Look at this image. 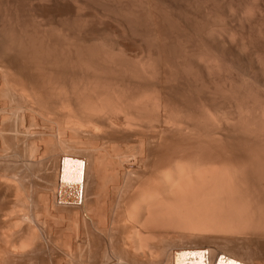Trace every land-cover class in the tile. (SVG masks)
<instances>
[{"label":"bare ground","instance_id":"bare-ground-1","mask_svg":"<svg viewBox=\"0 0 264 264\" xmlns=\"http://www.w3.org/2000/svg\"><path fill=\"white\" fill-rule=\"evenodd\" d=\"M51 1L0 0V264H264V0Z\"/></svg>","mask_w":264,"mask_h":264},{"label":"rangeland","instance_id":"rangeland-1","mask_svg":"<svg viewBox=\"0 0 264 264\" xmlns=\"http://www.w3.org/2000/svg\"><path fill=\"white\" fill-rule=\"evenodd\" d=\"M61 1H62V0H60V1L58 0V2L51 1V2H49L48 4L43 3L44 5L40 3V6H39V3H38V4L35 3V4H37V5L39 6V7H38V6L36 5V7H34L36 10H38V11L40 10V12H45V13L48 15V16H44V17H43L42 15H40V16L36 17V19H37L36 21L39 20L38 22H40L41 20H43V21H41V22H42V24H44V25L46 26V28H49V27H50V29H53L54 27L52 28L51 26H53V24H55L54 26H55L56 30H58L59 27H60L61 29H63V28H64L63 26H58V25H60V23L62 24V23L64 22L65 24H64V23H63V24H64V26H66V24H68V23L71 24V23H73V21L75 22V20H76L75 16H76V13H77L76 11H78V13H82V11H81L80 9H83V12H84L83 15H84V16L87 15L86 18H87L88 22H91V24L93 23V24H97V25H103V23H104V24H105V23H106V24L109 23L108 25H111V22H112V25H111V26H112L113 28H116V27L121 26L120 23H119V25H116V24H118V22L120 21V20H118V19H119L118 17H115V19H114V17H111V16H110V19H107L106 16H103V17H101V18H102V23H101V18L99 19L98 17H96V13H95V14L92 13L93 11L96 12V10L98 9V8H96V5H97V7H100V8H101V5H100V4H97V3L94 4L95 2H94V3H93V2H88V4H87V2H86V3H81L82 5L85 4L89 10H87L86 8H80V7H84V6H81V5L79 4V5H78V6H79V10H80V11H79V10L76 9L78 6L75 5L74 3H72V1H71V3H70V1L67 0V1L69 2V4H68L67 1H65V0H63L64 4H62ZM156 1L161 2V3L158 2L159 4L156 3V4L158 5V6H157L158 9H159V7H160V4H162V5H164V6H165V5L167 6V4H165V2H164L163 0H162V1H161V0H156ZM179 1H180V0H176V3H179V4H180L181 2H179ZM183 1H184V0H183ZM212 1H213V0H212ZM212 1L210 0V2H212ZM219 1H221V0H219ZM237 1H238V0H237ZM239 1H242V0H239ZM243 1H245V0H243ZM154 2H155V1H154ZM163 2H164V3H163ZM216 2H218V1H216ZM216 2H215V0L213 1V3H216ZM66 3H67V4H66ZM89 3H90V4H89ZM91 3H93V4H91ZM218 3L220 4V2H218ZM218 3H217V5H216V4H214V5L217 6L218 9L216 8V11H217L218 13L216 12V14L219 15V12H220L222 9H221V8L219 9V7H218L219 4H218ZM35 4H34L33 6H35ZM21 5H22V6H21ZM61 5H62V6H61ZM73 5L76 6V7H74ZM90 5H92V6H90ZM93 5H94V6H93ZM99 5H100V6H99ZM26 6L29 7V8H27V10H30V6H29V5H26ZM58 6H59V7H58ZM68 6H72V7L75 8V9L73 8L74 11H72L71 14H70V13H69V14H64V13L61 12L60 9H59V8H66V7H68ZM86 6H85V7H86ZM103 6H104V5H103ZM164 6H161V7H164ZM166 6H165L164 8H167L166 11L168 10V11H167V12H168V15H169L170 12L173 13V14H170V15H172V16H170V17H169L168 15H166V17L168 16L167 18L169 19V21L171 20L170 22H172V18H171V17H173L174 19L177 17V18L180 20V15H181V14L179 15V17L176 16V14L179 13V12L177 11L178 9H175L174 6H170V7H171V9H170L171 11H170V10L168 9L169 6H167V7H166ZM216 6H215V7H216ZM219 6L221 7V4H220ZM93 7H94V8H93ZM161 7H160V8H161ZM22 8H25V7H24V5L21 3L20 5H18V10H19V12H20V10H21ZM37 8H38V9H37ZM90 8H92V9H90ZM103 8H105V7H102L101 9L103 10ZM106 8H107V7H106ZM106 8L104 9V11L106 10ZM25 9H26V8H25ZM93 9H94V10H93ZM95 9H96V10H95ZM101 9H100V10H101ZM107 9L111 12V10H110L109 8H107ZM162 9H163V8H162ZM174 9H175V10H174ZM27 10H26V12H27ZM91 10H92V12H91ZM159 10H161V9H159ZM21 11H22V10H21ZM23 11H24V10H23ZM23 11H22V12H23ZM172 11H173V12H172ZM174 11H177V13H175ZM19 12H18V14H20ZM22 12H21V16H22V14L24 13V15H23L24 17H23V16H22V17L25 18V19H27V23H30V21H31V20H29L30 17L27 18L28 15H27V17H25L27 13H25V12L22 13ZM58 12H60V13H62V14H64V15H66V16L63 17V18H65L66 20H64V19H62V18H59V17H56V18H55V17H52L54 14H56V13H58ZM89 12H90V13H89ZM105 12H107V10H106ZM160 12H161V11H160ZM74 13H75V14H74ZM162 13L165 14L164 9H163V12H161V14H162ZM180 13H181V12H180ZM91 14H92V15H91ZM112 14H113V13H112ZM163 14H162V15H163ZM220 14H221V12H220ZM74 15H75V16H74ZM80 15H81V14H80ZM93 15H94V16H93ZM181 16H183V14H182ZM216 16H217V15H216ZM222 16H224V15L221 14V17H219V18H223ZM51 17H52V18H51ZM105 17H106V19H105ZM139 17H143V16H139ZM49 18H50V19H49ZM70 18H71V19H70ZM74 18H75V19H74ZM88 18H90V19H88ZM103 18H104V19H103ZM112 18H113V19H112ZM117 18H118V19H117ZM143 18H144V17H143ZM146 18H147V17L145 16V19H146ZM167 18H166V20H167V22H168V19H167ZM177 18H176L175 20H173V22L177 21V20H178ZM183 18H184V16L181 17V19H183ZM213 18H214L213 20L215 21V23H216L217 21L220 20L219 18H217V19H216L215 17H213ZM224 18H225V20H226L227 17L224 16ZM40 19H41V20H40ZM58 19H61V20H58ZM67 19H68V20H67ZM116 19H117L118 22L116 21ZM140 19H141V18H140ZM145 19H144V20H145ZM227 19H228V18H227ZM89 20H90V21H89ZM107 20H109L110 22H108ZM113 20H114V21H113ZM142 20H143V19H142ZM146 20H147V19H146ZM146 20H145V21H146ZM216 20H217V21H216ZM222 20H223V19H221L220 23L222 22L221 24H224V20H223V21H222ZM66 21H68V23H67ZM76 21H78V20H76ZM115 21H116V22H115ZM138 21H139V20H138ZM31 22H32V21H31ZM41 22H40V23H41ZM50 22H51V23H50ZM59 22H60V23H59ZM142 22H143V21H142ZM177 22H179V21H177ZM226 22H227V20H226ZM33 23H34V22H33ZM58 23H59V24H58ZM75 23H76L75 25H74V24H72V25L76 26L78 22H75ZM113 23L115 24L116 27L113 26V25H114ZM215 23H212V28H213V29H214V28L216 29V27H213V24L215 25ZM220 23L218 22V24H220ZM49 24H50L51 26H50ZM70 24H68L66 27H71L72 25H70ZM168 24H170V23L168 22V23L166 24V26H167ZM172 24H174V23H172ZM172 24H170V25H171L170 29H171L172 27H173V28L176 27V26H175L176 23L174 24V26H172ZM218 24H216V25H218ZM28 25H32V23H31V24H28ZM69 25H70V26H69ZM216 25H215V26H216ZM56 26H57V27H56ZM209 26L211 27V25H209ZM62 27H63V28H62ZM219 27H220V26L218 25L217 28H219ZM221 27H222V26H221ZM55 28H54V30H55ZM120 28H121V27H120ZM165 28H166V27H165ZM167 28H168V27H167ZM167 28H166V29H167ZM171 31H172V29H171ZM167 32H169V28H168ZM125 41H126V43H131V40H130L129 38L126 39ZM128 41H130V42H128ZM135 43H136V44H135ZM135 43H134V44H131V45H134V46H131V47H132L133 49H134V47H136V50L139 49V50H137V51H136L135 49H134V50L132 49L135 53L137 52V54H138V53L140 52V50H141V49H140L141 47L139 48V46H141V45H139L140 43H137V42H135ZM138 45H139V46H138ZM138 51H139V52H138ZM78 162H80V161H78Z\"/></svg>","mask_w":264,"mask_h":264},{"label":"water","instance_id":"water-1","mask_svg":"<svg viewBox=\"0 0 264 264\" xmlns=\"http://www.w3.org/2000/svg\"><path fill=\"white\" fill-rule=\"evenodd\" d=\"M71 167H72L71 171H73V175H74V181L75 183H78L79 182V164L76 162H72Z\"/></svg>","mask_w":264,"mask_h":264}]
</instances>
